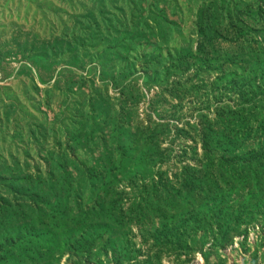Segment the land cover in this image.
<instances>
[{
	"label": "rangeland",
	"instance_id": "rangeland-1",
	"mask_svg": "<svg viewBox=\"0 0 264 264\" xmlns=\"http://www.w3.org/2000/svg\"><path fill=\"white\" fill-rule=\"evenodd\" d=\"M252 147L264 0H0V235L40 213L57 234L2 246L0 264H264L263 172L232 162ZM199 177L232 194L136 218ZM98 196L93 243L79 223Z\"/></svg>",
	"mask_w": 264,
	"mask_h": 264
},
{
	"label": "trees",
	"instance_id": "trees-1",
	"mask_svg": "<svg viewBox=\"0 0 264 264\" xmlns=\"http://www.w3.org/2000/svg\"><path fill=\"white\" fill-rule=\"evenodd\" d=\"M201 48H202V45H201ZM177 62H180V64L184 65V64H187L188 60L182 61L180 59ZM177 66L179 65L172 64V68H176V70H177ZM232 140L233 139H231V142H230L231 145L233 144L240 148L244 146V143H240L237 139L233 142ZM252 149L253 147L249 151L241 153L240 156H238L237 158H233L234 160L232 162H234L233 164L240 163L242 164L243 167L254 168L255 170L262 171L263 176H264V149H260V151L258 152H254L252 151ZM113 177L109 178V181H111V186L112 184L115 185L117 175H114ZM189 180L190 182L188 183L189 186H188V190L186 193L187 196H181V195L174 196L170 193L167 194V198L165 199V202L167 203V207L164 209H161L159 205L160 201L158 200L147 203L148 206L146 208L143 207V204L141 205V207L140 205H138L137 212H136V218L137 219L146 218L148 211L155 212L158 215H164L165 217V215H169L167 213H169L170 210H176L177 212H179L191 205L199 206L202 203L204 204V202L208 199V195L209 197L214 195L215 190L218 191L217 195L219 196L220 194H222V191L224 192V194L227 193L225 189L219 188L217 183H215V181L209 178L199 177L198 179H189ZM207 182H210L211 188L212 189L215 188V189L214 190L209 189L207 186ZM226 183L230 184V181H227ZM243 184L244 186H246V183H243ZM213 186H216V187H213ZM109 189H110V186L109 184H107L106 187L102 188L101 190L104 191L105 193H108ZM227 194H232V192H229ZM179 197H181L183 200H180ZM226 198H227V195H226ZM263 199H264V194L258 197L257 199H250L249 202L252 204H255L259 201H262ZM218 202L222 205L216 207L215 209L214 207L213 208L210 207L209 209H212V211L216 209L222 211L225 201H223L222 197H220ZM95 203H96L95 207L97 208V212H94V214H92L91 216H88V213H92V212L91 210L88 211V208H87L86 211L84 210V215L86 214L87 215L84 216L83 220H81L82 222L79 223V225H86V224L88 225V223L91 224L89 231H92L91 241H93V243H96L97 241H95V239L99 238V236L101 238V236L108 230L107 223L105 220H103L106 215V209L104 208L102 197L98 196ZM119 213L122 214V212H119ZM225 213L227 214V212ZM60 214L62 213L60 212ZM10 221L6 223V227L9 226V228H11ZM60 222L62 223V227L68 226V224L65 223L66 221L63 219V217L61 219H58V226L61 224ZM54 226L55 225H53V227ZM25 229H26V232L23 235L20 233L17 235H14V231H10L6 233V235L4 236L0 235V242H1L0 243V257H1V252L2 253L5 252L2 249V246H4V248L9 247V250L10 249L17 250V248L21 247L20 246L21 241L27 240L30 243L31 237H37L38 241H45L44 243H46L47 241H50L54 244L53 246L55 247L57 243V234H55V231L50 226L48 220L41 213L38 216V222L37 221H34L32 223L27 222L25 225ZM2 231L3 230H1V232ZM87 233L85 234V236H87ZM59 241L60 239L58 237V243ZM83 249L85 250V253H89L90 251V249L88 248H83Z\"/></svg>",
	"mask_w": 264,
	"mask_h": 264
}]
</instances>
